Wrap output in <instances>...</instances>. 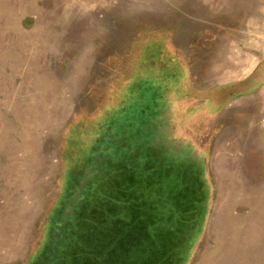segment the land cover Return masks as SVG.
<instances>
[{"label": "rangeland", "instance_id": "obj_1", "mask_svg": "<svg viewBox=\"0 0 264 264\" xmlns=\"http://www.w3.org/2000/svg\"><path fill=\"white\" fill-rule=\"evenodd\" d=\"M0 264H264V0H0Z\"/></svg>", "mask_w": 264, "mask_h": 264}]
</instances>
